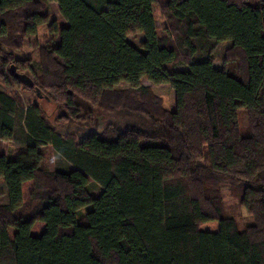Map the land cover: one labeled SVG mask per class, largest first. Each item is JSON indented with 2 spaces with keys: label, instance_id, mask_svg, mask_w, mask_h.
<instances>
[{
  "label": "trees",
  "instance_id": "trees-1",
  "mask_svg": "<svg viewBox=\"0 0 264 264\" xmlns=\"http://www.w3.org/2000/svg\"><path fill=\"white\" fill-rule=\"evenodd\" d=\"M45 23L37 60L17 58ZM225 40L238 75L214 65ZM143 78L169 84L174 109ZM0 81L35 97L0 90V141L23 145L0 150V264H264V0H0ZM100 112L134 118L97 130ZM43 145L75 168L43 169ZM224 186L251 217L242 229Z\"/></svg>",
  "mask_w": 264,
  "mask_h": 264
},
{
  "label": "rangeland",
  "instance_id": "rangeland-1",
  "mask_svg": "<svg viewBox=\"0 0 264 264\" xmlns=\"http://www.w3.org/2000/svg\"><path fill=\"white\" fill-rule=\"evenodd\" d=\"M48 10L50 12L49 15V22L53 19H55L58 22V25H64L67 24L59 15L57 4L54 1H47ZM154 14L156 18V25L160 29L162 27V24L165 20H163V17L161 16L158 9L154 8ZM48 23L42 24L37 28V32L35 35L26 37L24 44L22 47L18 50H15V56L17 58H24V57H31L33 60H37L38 57V50L37 48L45 43L47 38L49 37V32L47 30ZM127 40L133 44L134 46L140 48L141 42L144 39V35L142 33H136V34H129L127 37ZM230 41L225 40L223 42H220L213 51V57H214V65L217 68H224L226 69L231 75H238V61L232 60V61H226L224 59V52L226 49L230 46ZM141 83L145 86H149L156 95L160 97L162 100V104L165 108L168 109H174V91L170 88L169 84L162 83V84H153L147 79H141ZM119 88H126L128 87V84L125 82H121L118 85ZM0 90H5L11 92L13 95L19 98L20 101H22L23 104H28L31 101L34 100L33 94L26 89H22L20 87H14L12 88V91L4 86L2 82L0 81ZM43 108V111L50 122L52 126L61 133H65L67 131H75L74 124H64L62 126H59L54 122V117L58 113L56 112L55 108L51 103L45 102L43 100L39 102ZM101 117H99V124L97 127L98 129H101L102 126L107 122H117V123H124L128 119L132 120L134 116L132 115H126L124 113L118 112L113 114H104L103 112L99 113ZM238 122H239V129L240 133L242 135L248 134V122L246 117V112L244 109L240 108L238 109ZM91 129L90 127H88ZM88 129V130H89ZM92 130V129H91ZM89 132V131H88ZM87 133V132H86ZM23 148V145L20 144L17 141H8L3 140L0 141V150L5 153V155L11 156L18 150H21ZM40 149L43 151L44 158L41 163V166L45 170L50 171H68L71 169H74L75 167L68 163L62 156H60L53 148H51L49 145H43L40 147ZM88 190L89 193L92 196H98L101 192V187L96 184L94 181L89 179L88 183ZM5 182L3 178H0V204H3L6 202V196H5ZM223 191V211L224 214L227 216H231L234 218V220L237 222V225L239 229L244 228L248 223L251 221L250 215L246 212V210L238 203V200L236 197H233L230 195L229 190L226 186L222 188ZM91 208V205L84 207L80 210V215L87 210ZM217 223L216 222H210L201 225V229L203 230H214L216 228ZM43 229V226L38 223L33 228V233H39Z\"/></svg>",
  "mask_w": 264,
  "mask_h": 264
}]
</instances>
